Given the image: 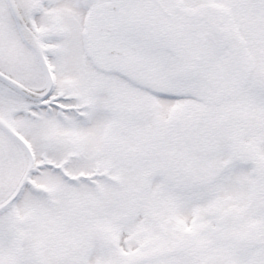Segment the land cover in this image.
Here are the masks:
<instances>
[{
  "label": "snow or ice",
  "instance_id": "snow-or-ice-1",
  "mask_svg": "<svg viewBox=\"0 0 264 264\" xmlns=\"http://www.w3.org/2000/svg\"><path fill=\"white\" fill-rule=\"evenodd\" d=\"M0 264H264V0H0Z\"/></svg>",
  "mask_w": 264,
  "mask_h": 264
}]
</instances>
